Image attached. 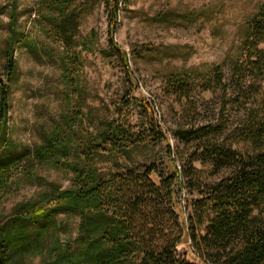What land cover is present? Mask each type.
<instances>
[{
    "label": "trees",
    "instance_id": "obj_1",
    "mask_svg": "<svg viewBox=\"0 0 264 264\" xmlns=\"http://www.w3.org/2000/svg\"><path fill=\"white\" fill-rule=\"evenodd\" d=\"M98 1L108 15L109 46L129 87L138 88L129 58L115 42L129 0ZM90 2L35 0L31 11L69 53ZM18 17L13 0L0 73V193L18 175L37 177L45 188L16 203L8 225L0 223V264L23 261L28 253L44 255L46 264H264V3L247 22L242 53L228 75L217 65L170 76L169 87L187 99L197 89L218 92L211 117L190 103L192 120L173 130V144L145 99H132L145 114L139 130L119 110L112 117L84 110L76 51L62 56L68 97L75 100L66 99L68 109L39 144L14 141L9 82L17 73L16 45L25 40ZM99 163L110 168L103 171ZM37 168L63 172L69 186L37 176ZM68 216L79 218L77 232L62 239Z\"/></svg>",
    "mask_w": 264,
    "mask_h": 264
},
{
    "label": "rangeland",
    "instance_id": "obj_2",
    "mask_svg": "<svg viewBox=\"0 0 264 264\" xmlns=\"http://www.w3.org/2000/svg\"><path fill=\"white\" fill-rule=\"evenodd\" d=\"M15 1L17 28L25 40L15 49L17 73L9 82L12 94L8 133L14 141L27 146L42 141L53 121L68 109L66 99L75 100L73 95L68 97L72 89L64 81L62 65V56L70 57L74 51L79 53V81L87 95L84 110L91 107L98 116L109 117L119 110L122 118L130 120L139 130L145 114L132 99H145L159 126L175 143L173 130L192 120L188 115L190 103L198 104L203 118L211 117L217 110L218 92L197 89L187 99L182 92L176 94L169 87L170 76L190 69L205 73L217 65H222L228 75L230 63L242 53L246 24L264 3V0H129L121 10L115 42L127 54L138 81V88L131 89L119 56L109 46V20L103 2L91 0L84 6L77 45L68 53L37 23V14L31 11L35 0ZM12 2L0 0V73L4 72L3 48L10 30ZM195 165L201 167L198 161ZM98 166L106 171L110 163ZM36 173L61 182L64 188L70 184L63 172L37 168ZM44 188L37 177L14 176L7 191L0 193V223L8 225L13 206L37 197ZM65 219L67 228L62 239L75 236L79 222L75 216ZM36 229L29 230L31 244L37 236ZM51 241L49 233L46 242ZM179 251L184 253L185 246H179ZM43 256L28 253L23 261L13 260L11 264H46Z\"/></svg>",
    "mask_w": 264,
    "mask_h": 264
}]
</instances>
